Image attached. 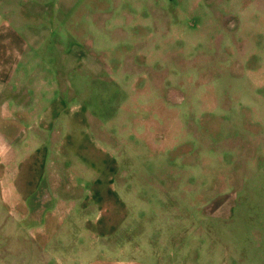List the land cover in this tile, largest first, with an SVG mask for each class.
Segmentation results:
<instances>
[{
  "label": "rangeland",
  "instance_id": "374dc122",
  "mask_svg": "<svg viewBox=\"0 0 264 264\" xmlns=\"http://www.w3.org/2000/svg\"><path fill=\"white\" fill-rule=\"evenodd\" d=\"M58 200L184 235L174 264H264V0H0V264Z\"/></svg>",
  "mask_w": 264,
  "mask_h": 264
},
{
  "label": "crops",
  "instance_id": "0c3cea01",
  "mask_svg": "<svg viewBox=\"0 0 264 264\" xmlns=\"http://www.w3.org/2000/svg\"><path fill=\"white\" fill-rule=\"evenodd\" d=\"M67 205L58 200L49 208L51 218H44L45 230L37 240L43 249L36 253L23 250L22 253L14 251L7 254L15 257L20 253L18 257L23 259V264H30L31 258L39 259V264H48L47 258L53 259L52 264H174L167 254L163 256L159 243L165 242L163 245L169 244L173 250L186 242L184 235L176 237L169 231L161 236L152 233L140 240L147 245L144 250L140 246L142 243H135L130 235L117 236L121 225L114 222L102 236H98L90 230L93 225L80 223L75 218H65L64 215H69Z\"/></svg>",
  "mask_w": 264,
  "mask_h": 264
}]
</instances>
